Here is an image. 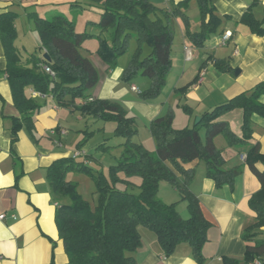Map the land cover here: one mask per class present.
Instances as JSON below:
<instances>
[{
	"label": "trees",
	"instance_id": "obj_1",
	"mask_svg": "<svg viewBox=\"0 0 264 264\" xmlns=\"http://www.w3.org/2000/svg\"><path fill=\"white\" fill-rule=\"evenodd\" d=\"M101 1L103 11L96 22L99 34L89 29L77 30L74 19L61 11L45 15L30 13L40 36L41 48L50 55V61L35 53L24 59L15 44L16 13H0V38L7 61L4 72L20 113V116L12 117L13 141L22 128L26 127L30 132L35 130V115L42 104L33 92L52 96L58 105L79 110L84 117L116 121L115 134L122 140L115 145L122 147V152L118 161L110 165L108 174L95 173L85 160L73 156L60 157L48 167L51 193L58 202L56 223L59 237L69 262L139 264L134 253L142 246L139 227L144 226L157 234L165 255L173 254L179 244L187 243L197 263L205 264L203 246L208 240L211 223L203 213L198 196L190 188L195 169H185L183 164L203 160L207 176L214 179L217 186L234 184L242 167L225 168L223 149L216 145L215 137L223 134L230 144L252 138V115L256 113L264 117V103L260 101L264 95V80L205 111L193 127L175 128L171 112L154 118L149 129L156 141V149L149 150L135 139L139 131L136 119L118 101L91 96V90L99 82V72L91 59L82 54L83 42L98 37L97 52L111 69L135 38L137 47L123 72V79L132 82L138 75L148 77L149 87L139 93L142 99L149 100L160 95L173 66L174 32L170 17L181 15L184 18L189 38L199 47L228 17L218 14L213 0H194L201 21L200 29L192 32L185 10L193 0L179 2L172 12L162 11L149 0ZM258 3L259 0H252L240 22L252 33L264 35V19L256 18L253 13V7ZM160 11L163 16L159 15ZM103 32H109L110 37L103 36ZM145 45L150 48L147 54H144ZM45 65L54 71V75L44 70ZM215 65L220 71H233V67L223 60L216 59ZM179 90L185 92V88ZM79 99L82 103L78 102ZM237 107L243 109L242 137L236 135L223 118ZM189 109L185 106L186 111ZM85 133L90 137L95 132L85 130ZM89 137L79 141L77 149H81ZM115 145L105 141L99 148ZM245 159L261 184L249 199L256 219L243 231L245 258L253 262L264 252V239H258L260 228L264 226V169L257 167L258 162L264 164V153L258 143L249 149ZM71 170L87 172L93 178L97 193L95 204L79 191L76 182L67 178ZM137 176L142 179L140 184L133 181ZM161 180H168L182 191L188 217H183L177 202L167 203L159 198ZM224 262L239 264L238 259L231 257H225Z\"/></svg>",
	"mask_w": 264,
	"mask_h": 264
},
{
	"label": "crops",
	"instance_id": "obj_2",
	"mask_svg": "<svg viewBox=\"0 0 264 264\" xmlns=\"http://www.w3.org/2000/svg\"><path fill=\"white\" fill-rule=\"evenodd\" d=\"M149 1L162 11L172 12L175 5L184 0ZM213 3L218 14L228 18L200 47L189 38L184 18L181 15L170 17L174 32L173 66L162 92L153 99H142L139 93L149 87L150 79L144 80L140 86L123 79V72L132 55L125 60L120 57L117 65L110 69L97 52L98 37L83 42L82 54L91 59L99 72V82L91 90V96L118 101L136 119L139 131L135 139L141 137L140 143L151 150L156 149V141L154 137H143L140 125L149 129L151 120L171 112L175 127H192L197 124V116L201 117L205 111L264 80V35L252 33L240 22L252 0H213ZM7 11L16 13L15 44L21 55L22 48H28L22 37L35 33L36 45L28 57L33 53L43 56L46 52L41 48L39 33L33 28L34 20L30 13L45 15L61 11L72 19V13H76L81 17L77 30L89 29L95 34L101 33L96 25L103 11L101 0H0V13ZM253 13L256 18L264 19V0H259L253 7ZM185 14L190 30L197 32L201 17L196 1H191ZM159 15L163 16L161 11ZM226 31L232 32L231 38L226 45H220L221 35ZM108 33L103 32L102 35ZM186 47L191 49V56L187 55ZM216 59L228 62L233 71H220L215 65ZM6 64L0 38V264H71L59 237L57 205L51 193L47 170L54 160L72 156L77 150L74 147L83 135L84 120L89 129L88 117L81 113L77 115L79 111L72 107L58 105L52 96H39L42 107L35 115V130L30 132L24 127L13 141L12 117H18L20 113L15 107L11 86L4 72ZM132 86H136L138 91H134ZM179 88H185V92L177 91ZM260 101L264 103V95ZM78 102L82 103V99ZM185 106L190 108L189 111L185 110ZM223 118L236 135L243 136L242 108L233 109ZM177 120L179 125H176ZM251 120L253 135L247 141L230 144L223 134L215 137L216 145L223 149L225 168L242 167L233 185L217 186L215 180L207 176L203 160L183 164L185 169H195L190 188L198 196L203 213L211 223L208 240L203 246L205 264H225V257L236 258L239 264H255L245 258L243 231L256 219L249 199L261 184L242 156H246L257 143L264 153V117L255 113ZM63 130L67 132L62 133ZM80 150L84 152L80 158L90 164L92 154L84 147ZM257 167L264 169L263 162H258ZM139 230L142 246L134 253L139 264H198L189 244H179L175 252L167 256L154 231L144 226H140ZM258 239H264V226L260 228ZM258 258L264 264V252Z\"/></svg>",
	"mask_w": 264,
	"mask_h": 264
},
{
	"label": "rangeland",
	"instance_id": "obj_3",
	"mask_svg": "<svg viewBox=\"0 0 264 264\" xmlns=\"http://www.w3.org/2000/svg\"><path fill=\"white\" fill-rule=\"evenodd\" d=\"M72 14H73L74 21L78 25V23H79L78 21L80 20L81 17H78V15L76 16V13H72ZM76 18H77V20H76ZM18 22H19V20H18ZM21 24L22 23L19 22V25H21ZM32 24H33V28H34L35 26H34L33 21H32ZM105 36L110 37V34L108 33ZM22 38L24 39L23 43H25L26 46L28 47L27 50L25 48H22V55L24 57H28V55H30L32 53V51L34 50L35 45H36L35 41H37V39H35V33H33V32H30L29 34H25V36H23ZM39 40H40V36H39ZM136 47H137L136 39H132L130 44H129L128 50L123 55H121V60H125V58H128L129 55H132L134 53ZM149 49L150 48L148 47V45H145L144 54L149 53ZM146 79L149 80V78L146 76L138 75L137 77H135L133 79V81L136 85L140 86V85H142V82ZM134 91H138V90H134ZM76 111H79V110H76ZM80 113H81L80 111L77 112V115H80ZM92 118L93 117H90V116H88V118H87L89 129L86 128L87 126H86L85 120L82 123L83 124V129H82L83 135L81 136L80 141L81 140L83 141L85 138L89 137L88 134L85 133V130L95 132L94 134H91L89 139L85 142L84 146H82V147H84L86 152L92 154V156H93L92 160L90 161V167L93 169V171H95V173L104 172V173L108 174L110 165L115 164L121 155L122 148L118 145H115V144H118L119 141L122 140V138L118 137L115 134V128L117 126L116 121H114V120H102V119H95V118L92 119ZM176 125H179L178 120L176 121ZM177 127H180V126H176L175 128H177ZM140 130H141V135H143V137L148 136V138L149 137L153 138V135L151 134V132L148 128L145 129L144 126L140 125ZM202 135H204V132H202ZM136 139H137V141L141 142V140H140L141 137L140 138L137 137ZM105 141L107 143H109L111 145H115V146L105 148V149L99 148V146H101V144ZM77 144H78V142L76 143V145L74 147L75 149L78 148ZM145 147L147 149L151 150L150 148H148L147 145ZM75 151H82V150L77 149ZM80 157H83V156H80ZM80 157H79V159H82ZM67 178L71 179L72 181H74L78 184L79 191L92 204L96 203V201H97L96 183L93 180V178L90 176V174H88L87 172L71 170L67 173ZM141 180L142 179L138 176L133 178V181L136 184H140ZM158 196L161 200H163L164 202H167V203L177 202V207H178L179 211L181 212V214L183 215V217L186 218L189 216V211L187 209V202H186V200L183 199L182 191L180 189H177L175 186H173L171 184V182H169L168 180H161L160 181ZM65 201H68V200L66 199Z\"/></svg>",
	"mask_w": 264,
	"mask_h": 264
},
{
	"label": "built area",
	"instance_id": "obj_4",
	"mask_svg": "<svg viewBox=\"0 0 264 264\" xmlns=\"http://www.w3.org/2000/svg\"><path fill=\"white\" fill-rule=\"evenodd\" d=\"M231 35H232V32L231 31H226V32H224L222 35H221V39H220V45H226L227 44V42H228V40L231 38ZM186 49V52H187V55L188 56H191L192 55V51H191V49L189 48V47H186L185 48ZM44 70L46 71V72H48V73H50V74H52V75H54V71L49 67V66H44ZM204 74V71L202 72V75ZM132 89H134V90H138V88L136 87V86H132ZM33 95L34 96H41V94L40 93H38V92H33ZM67 131L66 130H63L62 131V133H66ZM84 155V152H82V151H75L74 153H73V157H75V158H78V157H80V156H83ZM244 159L246 158V156H242ZM55 205H58V202H55ZM4 215H1V217H3ZM254 263L255 264H261V260L259 259V258H256L255 260H254Z\"/></svg>",
	"mask_w": 264,
	"mask_h": 264
},
{
	"label": "water",
	"instance_id": "obj_5",
	"mask_svg": "<svg viewBox=\"0 0 264 264\" xmlns=\"http://www.w3.org/2000/svg\"><path fill=\"white\" fill-rule=\"evenodd\" d=\"M43 57H44L46 60H48V61L51 60V57H50V55H49L47 52L44 53ZM200 120H201V117H200V116H197V118H196V122H195V123H198Z\"/></svg>",
	"mask_w": 264,
	"mask_h": 264
}]
</instances>
